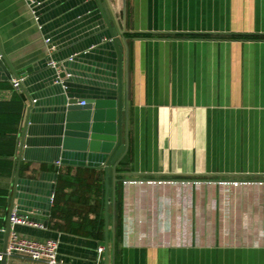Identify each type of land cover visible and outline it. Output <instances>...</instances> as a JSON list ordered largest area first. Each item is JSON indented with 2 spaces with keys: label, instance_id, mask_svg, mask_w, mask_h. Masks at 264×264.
Returning a JSON list of instances; mask_svg holds the SVG:
<instances>
[{
  "label": "crops",
  "instance_id": "1",
  "mask_svg": "<svg viewBox=\"0 0 264 264\" xmlns=\"http://www.w3.org/2000/svg\"><path fill=\"white\" fill-rule=\"evenodd\" d=\"M104 1L128 38L122 78L97 0H0V43L26 92L0 66V229L14 193V210L46 225L22 236L58 240L60 264H104L103 172L90 152L63 149L65 99L122 84L115 264H264V39L226 37L264 36V0ZM60 173L80 182L51 217ZM22 262L41 264L7 260Z\"/></svg>",
  "mask_w": 264,
  "mask_h": 264
},
{
  "label": "water",
  "instance_id": "2",
  "mask_svg": "<svg viewBox=\"0 0 264 264\" xmlns=\"http://www.w3.org/2000/svg\"><path fill=\"white\" fill-rule=\"evenodd\" d=\"M102 12V16L106 22V29L109 39L117 45L120 52V70L119 74L122 78L123 67V46L128 38L118 37V33L125 35L126 31L120 32L118 26L114 24L113 17L115 15L113 5L106 3L104 0H97ZM124 42V43H123ZM74 59V58H73ZM0 66L7 76L12 79L20 80L22 73H14L10 67L7 58L4 55L3 47L0 43ZM29 72V70H27ZM63 75H58L62 77ZM25 80V79H24ZM20 86L26 94L23 83ZM60 82V79H57ZM62 85L68 87L66 83ZM113 96V97H111ZM65 116H64V131H63V149L71 152L74 156H79V153L90 152L91 156L99 161L97 168L103 172L105 194V219H106V242L104 264H115L116 256V219L115 216L112 220V246L109 243V222L110 214L109 208L111 202H115L116 184L119 179L117 178L118 166L128 152L129 133L126 131V140L124 141V133L122 130L121 113L123 109V86L120 84L118 93L107 94L106 98L97 99L95 97H88V99H78L75 96L69 95L65 99ZM80 102H85L84 105ZM31 108L28 109V112ZM118 112V115H117ZM106 116L107 122H102V117ZM118 121V123H117ZM23 135L20 141V148L23 146ZM22 150V149H21ZM68 158V157H67ZM18 170L16 174V184L18 183L20 173L21 155H19ZM16 187V185H15ZM13 193L11 205L8 211V217L5 224V232L2 239L3 245V258L1 264H7L8 255V241L11 233L10 217L14 210ZM115 205V203H114ZM111 247V251H110Z\"/></svg>",
  "mask_w": 264,
  "mask_h": 264
},
{
  "label": "built area",
  "instance_id": "3",
  "mask_svg": "<svg viewBox=\"0 0 264 264\" xmlns=\"http://www.w3.org/2000/svg\"><path fill=\"white\" fill-rule=\"evenodd\" d=\"M49 42L50 39H47ZM73 57H70L72 60ZM55 66L56 64L53 63ZM24 78L20 80H13V85L16 89H20V83ZM84 105L85 102H80ZM54 194L51 196V204L54 203ZM11 233L8 241L7 255L8 257L19 256L27 258L28 260L41 264H60L59 258V241L56 239H32L29 237L22 236L18 231L17 227L26 226L39 229H45L46 225L43 222L36 220V213L26 212L21 210H13L11 217ZM5 232V228L0 229V260L3 258L2 250V239ZM264 235V226L262 229ZM104 247L99 248V252L102 253ZM15 264H27V263H15Z\"/></svg>",
  "mask_w": 264,
  "mask_h": 264
},
{
  "label": "trees",
  "instance_id": "4",
  "mask_svg": "<svg viewBox=\"0 0 264 264\" xmlns=\"http://www.w3.org/2000/svg\"><path fill=\"white\" fill-rule=\"evenodd\" d=\"M183 36V35H182ZM189 36V35H188ZM226 37H229L231 39H237V40H261L264 39V36H258V35H242V34H231ZM87 179L90 180L91 183V189L89 190L95 195V199L98 201L102 200L101 193L103 192V188L101 185V181L99 176L95 172H88L87 175H85ZM80 179V176H71L66 175L64 176L62 173L59 174V177L57 178V185L55 190V197H54V206L52 209L51 217L59 216L61 213L66 212V209L71 208V202H66V207L60 206V202L63 201V197H66L68 194H72L76 191V186L78 185V182ZM77 182V183H76Z\"/></svg>",
  "mask_w": 264,
  "mask_h": 264
}]
</instances>
